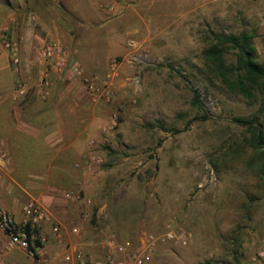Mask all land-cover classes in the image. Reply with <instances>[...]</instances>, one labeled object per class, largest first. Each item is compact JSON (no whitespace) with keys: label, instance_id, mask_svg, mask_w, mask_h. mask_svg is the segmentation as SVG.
<instances>
[{"label":"rangeland","instance_id":"1","mask_svg":"<svg viewBox=\"0 0 264 264\" xmlns=\"http://www.w3.org/2000/svg\"><path fill=\"white\" fill-rule=\"evenodd\" d=\"M123 3L113 13L103 0H0L4 32L56 29L43 35L44 45L59 41L69 62L89 74L104 76L117 64L111 98L96 102L79 79H65L68 70L56 71L46 59L39 81L25 79L3 43L12 39L7 32L3 36L14 72L3 84L7 101L40 107L51 98L62 109L77 106L73 114L62 111L63 123L78 115L77 123L90 125L71 151L74 161L64 146L44 145L51 158L62 150L55 161L34 169L40 175L33 178L32 194L53 213L48 228L38 233L49 230L56 215H67L68 223L80 226L85 248L99 256L109 238L137 241L140 234L171 226L191 232L192 239L187 245L160 243L151 264H249L264 245V156L250 129L235 119L258 115L264 121V89L251 98L231 91L203 51L212 43V31L247 30L255 34L264 62V0ZM227 57L235 60L231 51ZM62 79L79 83L76 99L68 90L57 99ZM20 83L27 85L23 95L16 94ZM91 139L96 142L90 147ZM78 189L81 200L63 195Z\"/></svg>","mask_w":264,"mask_h":264},{"label":"crops","instance_id":"2","mask_svg":"<svg viewBox=\"0 0 264 264\" xmlns=\"http://www.w3.org/2000/svg\"><path fill=\"white\" fill-rule=\"evenodd\" d=\"M185 1L192 2L194 0ZM68 7L67 8L73 15H77V9L73 8L72 6ZM93 14H96L98 16L97 12H94ZM4 30L5 29H0V141L3 142L10 153L12 166L8 174L4 173L0 175V200L5 207L15 213L18 218H21L22 205L25 203V201H27V199L34 195L32 193H36L35 190L37 188H35V182L33 178H35L36 175H40L37 174V172L33 169L26 171L24 170L22 174L18 162H20V159L28 161L31 158L26 154L22 155L25 147L24 142L32 136L40 139L41 142H43V145L45 144L49 148H51V146L55 148L64 146V148H66V151H68L67 154L70 157L69 160L74 161L77 158V155L74 154L75 151H73V153L71 151L79 143V140H81V138L87 134L86 132L89 131L90 125L82 123V121H79L77 123L76 118L78 115H75L76 118H74L75 120L73 121V123H68L67 125L63 123L62 111H65L68 114H73L72 112L75 113L77 107L75 105L71 107L67 106L63 109L59 105H55L52 109L50 108L49 110H46L47 107H37V105L35 106L33 105V103L27 106H22L15 105L10 100L9 101L11 103L7 101L9 95L3 84L5 83L4 80L7 79L6 76L11 75L12 77H14V72L9 62V52L2 45L4 34H6L7 32V35L18 46V51L21 58V75L27 80L39 81L43 76H41V74L43 73V64L45 62L44 57L41 54V46L44 45L42 41L43 35L47 36V34H55L57 33V30L7 29L8 31L6 32H4ZM41 30L46 31V33H41ZM65 79L78 80L71 78L69 75L68 78H66L65 76ZM58 83L59 84L55 87L56 89L58 88L57 91L59 92L57 99H59L61 95L63 98L66 95L65 90H68V92L71 91L73 93L72 95H70V97L72 98V100H74L76 99L77 91H81L82 89L79 83L76 81L66 83L65 80L62 79L58 80ZM65 85L67 86L64 87ZM76 87H79V89ZM32 89H36L38 93L41 91L40 88ZM36 90L33 91V97H35ZM73 109H75V111H72ZM61 150L62 148L56 150V154L54 155V157L51 158V155L49 154L47 158L43 160L49 162L55 161ZM19 174L23 175V177H26V180H21L22 176H20ZM46 174L48 176L50 175L49 172ZM42 176H45V173H43ZM52 198L53 196L51 195L46 196V199L48 201H50ZM66 216L67 215L63 214L61 216L56 215L55 217V219L58 220L56 222H60L63 226L62 229L65 236V241L69 238L74 237L69 230V225L70 223H75L74 221L68 223V221H66ZM56 222H54L53 224H55ZM48 223L41 229L45 230V228H48ZM41 236L45 239V241L43 242V252L52 259L57 258V256L64 249V245L62 241H59L57 239L56 234L53 233L52 226L49 230L43 231V234ZM5 243L6 236L3 232L0 231V264H33V259L29 257L25 253V251L20 248L7 251L4 248ZM106 243L107 240L102 244L101 255L95 257H100L104 254L106 250ZM86 250L90 252L91 249L86 246Z\"/></svg>","mask_w":264,"mask_h":264},{"label":"built area","instance_id":"3","mask_svg":"<svg viewBox=\"0 0 264 264\" xmlns=\"http://www.w3.org/2000/svg\"><path fill=\"white\" fill-rule=\"evenodd\" d=\"M109 12H117L124 7V0H103ZM33 19L36 16L32 17ZM4 46L11 53V63L17 71L20 68V57L17 44L10 39L3 40ZM131 46H136V41H130ZM44 59L56 71L68 70L71 78L79 79L84 85L87 93L93 101L109 100L111 98V85L116 75L117 64L113 63L111 72L101 76L97 73H88L80 63H70L66 48L59 41L47 42L43 49ZM48 73H46L47 76ZM27 92V85L20 83L16 94L23 95ZM115 123V122H114ZM106 129V127H105ZM95 139L90 140V147L95 144ZM94 160L95 157H94ZM98 161H100L98 159ZM12 159L9 151L0 141V175L8 174L11 170ZM68 200H81L82 193L78 190H68L63 193ZM90 203V200H87ZM21 218L5 207L0 200V231L6 236L5 250L10 251L20 248L33 259V264H151L155 251L160 243L174 241L187 245L193 234L187 230H176L171 226L160 233L140 234L137 241L132 239L119 240L109 238L106 243V250L100 257L90 254L82 241L81 228L76 223H70L69 230L73 238L65 241L63 226L60 222L52 225V231L57 239L63 242L64 249L57 258H50L43 252L44 237L38 236L36 231L40 230L50 220L52 213L43 201L31 196L21 208ZM88 218L89 213L84 212ZM39 238L41 243H37ZM249 264H264V245L261 250L251 258Z\"/></svg>","mask_w":264,"mask_h":264},{"label":"trees","instance_id":"4","mask_svg":"<svg viewBox=\"0 0 264 264\" xmlns=\"http://www.w3.org/2000/svg\"><path fill=\"white\" fill-rule=\"evenodd\" d=\"M64 12L67 16L70 15L66 10ZM254 37L255 34L247 30H242L239 33H218L212 31V43L203 51L205 58L214 64L223 83L231 91L250 98L254 96L255 90L262 91L264 89V62L258 59ZM230 51L235 55L234 61L228 60L227 55ZM195 97L196 100L194 102L198 104L200 93L197 89H195ZM50 100L45 101L46 103L44 102L43 104V107H47L46 110L55 106ZM260 110L264 111V106ZM235 120L250 129L255 148L262 151L264 156V130L262 128L264 121H261V116L238 117ZM24 144L22 155L26 154L31 158L28 161L20 159V162H18L22 174L24 170H34L36 165L43 161L46 162L43 159L48 156L44 148L45 144L43 145L40 139L31 136ZM20 176H22L21 180H26V177ZM38 231L36 233L39 236ZM37 243H41L39 238Z\"/></svg>","mask_w":264,"mask_h":264}]
</instances>
